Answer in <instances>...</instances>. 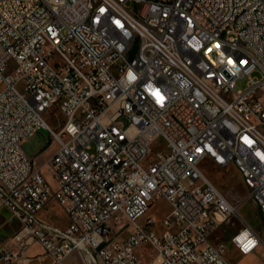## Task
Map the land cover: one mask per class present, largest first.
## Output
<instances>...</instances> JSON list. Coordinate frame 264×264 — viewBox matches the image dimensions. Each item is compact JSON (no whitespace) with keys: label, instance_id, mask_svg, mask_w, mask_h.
<instances>
[{"label":"built area","instance_id":"obj_1","mask_svg":"<svg viewBox=\"0 0 264 264\" xmlns=\"http://www.w3.org/2000/svg\"><path fill=\"white\" fill-rule=\"evenodd\" d=\"M42 126L58 148L40 165L22 144ZM205 160L264 219V0H0V209L20 223L0 264H32L34 243L52 264H233L209 236L238 210ZM160 198L169 214L139 224ZM231 242L264 236L245 222Z\"/></svg>","mask_w":264,"mask_h":264},{"label":"rangeland","instance_id":"obj_2","mask_svg":"<svg viewBox=\"0 0 264 264\" xmlns=\"http://www.w3.org/2000/svg\"><path fill=\"white\" fill-rule=\"evenodd\" d=\"M248 81V76L240 78L235 85V90H244L247 87ZM47 121L49 125L54 126V120L52 118H48ZM122 122L125 124L128 123L125 118L122 119ZM162 145L163 143L161 140L155 141L152 144L153 151L148 155V159H156L157 151H159ZM22 147L31 158L36 159L40 165H43L58 148V144L52 141L50 130L42 126L33 137L23 142ZM201 168L238 210L236 215L211 231L209 236L211 241L215 244H225L227 258L233 264H264V245L258 247V249L251 254L242 255L231 242L232 236L242 228L245 222L249 223L264 236V219L261 217L257 206L249 198L248 190L241 175L232 165L219 167L210 160H205L201 164ZM43 170L48 182L56 187V182L48 170V167L44 166ZM170 211L171 205L166 199H157L148 207L146 213L138 220V223L145 225L148 218H153L157 226H159ZM42 216L61 227H66L68 224V218L63 208L55 202L51 203L47 209L42 212ZM19 229L20 223L13 212L7 208H1L0 247L10 245L12 236ZM128 230L129 228L117 234L116 231L113 230L112 236L119 240L126 238ZM30 247L29 254L31 256L37 254L35 255L37 258L34 260L33 264H47L49 262V259L45 256L43 247L39 243H34ZM138 252L140 259L144 260L150 258V252Z\"/></svg>","mask_w":264,"mask_h":264},{"label":"crops","instance_id":"obj_3","mask_svg":"<svg viewBox=\"0 0 264 264\" xmlns=\"http://www.w3.org/2000/svg\"><path fill=\"white\" fill-rule=\"evenodd\" d=\"M6 246H7V245H6ZM8 246H9V245H8ZM3 247H5V246H3ZM30 248H31V247H29V249H28V251H27L28 255H30V254H29V250H30ZM138 251H140V252H142V253H143V252H146V251H147V252H150V258H149V259H144V260L141 259L143 262H150V261L153 259V255H152V251H151V250H149V249H142V248H141V249H139ZM138 251H137V252H138ZM35 255H37V254H33V256H35ZM138 255H139V252H138ZM30 256H31V255H30ZM45 256H47V258L49 259V262H48L47 264H52V260H51V258H50L48 255H46V254H45ZM139 257H140V255H139ZM16 264H23V263H21V262H17ZM32 264H33V263H32Z\"/></svg>","mask_w":264,"mask_h":264}]
</instances>
